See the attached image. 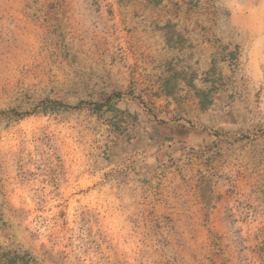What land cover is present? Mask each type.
Returning <instances> with one entry per match:
<instances>
[{
    "label": "rangeland",
    "instance_id": "1",
    "mask_svg": "<svg viewBox=\"0 0 264 264\" xmlns=\"http://www.w3.org/2000/svg\"><path fill=\"white\" fill-rule=\"evenodd\" d=\"M0 247L264 264V0H0Z\"/></svg>",
    "mask_w": 264,
    "mask_h": 264
},
{
    "label": "trees",
    "instance_id": "2",
    "mask_svg": "<svg viewBox=\"0 0 264 264\" xmlns=\"http://www.w3.org/2000/svg\"><path fill=\"white\" fill-rule=\"evenodd\" d=\"M0 264H38V262L35 257L27 251H3L0 247Z\"/></svg>",
    "mask_w": 264,
    "mask_h": 264
}]
</instances>
